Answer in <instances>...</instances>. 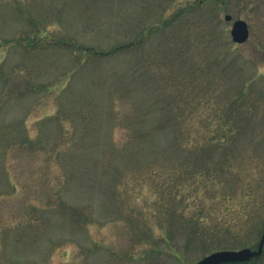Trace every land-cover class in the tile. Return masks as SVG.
<instances>
[{"label": "rangeland", "instance_id": "1", "mask_svg": "<svg viewBox=\"0 0 264 264\" xmlns=\"http://www.w3.org/2000/svg\"><path fill=\"white\" fill-rule=\"evenodd\" d=\"M263 234L264 0H0V264H195Z\"/></svg>", "mask_w": 264, "mask_h": 264}, {"label": "water", "instance_id": "2", "mask_svg": "<svg viewBox=\"0 0 264 264\" xmlns=\"http://www.w3.org/2000/svg\"><path fill=\"white\" fill-rule=\"evenodd\" d=\"M232 17L227 15L225 20L231 21ZM231 37L234 43L244 44L249 39L250 31L248 24L243 20H236L231 28ZM262 247V246H261ZM261 248L258 252H253L249 248L241 249L238 251L222 250L207 255L196 264H226L230 262H248L254 256L259 255Z\"/></svg>", "mask_w": 264, "mask_h": 264}, {"label": "flooded vegetation", "instance_id": "3", "mask_svg": "<svg viewBox=\"0 0 264 264\" xmlns=\"http://www.w3.org/2000/svg\"><path fill=\"white\" fill-rule=\"evenodd\" d=\"M263 239H264V234L262 236V240ZM263 256H264V242H263V247H262L261 253L258 256H255L253 258L254 261L252 260L253 261L252 263H241V264H264V262L263 263H260V261L263 259L262 258Z\"/></svg>", "mask_w": 264, "mask_h": 264}, {"label": "trees", "instance_id": "4", "mask_svg": "<svg viewBox=\"0 0 264 264\" xmlns=\"http://www.w3.org/2000/svg\"><path fill=\"white\" fill-rule=\"evenodd\" d=\"M61 42H63V44H65V45L67 44L66 42H64V40H62ZM21 44H23V42H22ZM23 45H26V46L28 47V44H23ZM31 46H33V45H31ZM68 46H70V47H71V46H72V43L70 42V43L68 44ZM92 53H93L95 56H98V55H100V53H97L96 51H94V52H93V51H92V52H90V54H92ZM147 116H149V114H147ZM167 119H169V118H167ZM161 126H163V127H164V125H161ZM165 127H167V126H165ZM160 129H162V128H161V127H159V128H158V131H159ZM161 132H163V130H161ZM161 132H159L158 134H160Z\"/></svg>", "mask_w": 264, "mask_h": 264}]
</instances>
